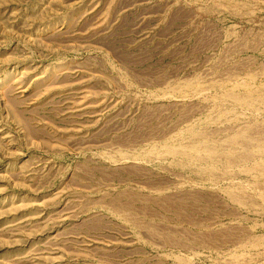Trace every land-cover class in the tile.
<instances>
[{"label": "rangeland", "instance_id": "obj_1", "mask_svg": "<svg viewBox=\"0 0 264 264\" xmlns=\"http://www.w3.org/2000/svg\"><path fill=\"white\" fill-rule=\"evenodd\" d=\"M193 2L0 0V264H264V0Z\"/></svg>", "mask_w": 264, "mask_h": 264}, {"label": "crops", "instance_id": "obj_2", "mask_svg": "<svg viewBox=\"0 0 264 264\" xmlns=\"http://www.w3.org/2000/svg\"><path fill=\"white\" fill-rule=\"evenodd\" d=\"M202 1H205V0H194V2H193L194 7L191 4H189V6L191 5V9L193 10L192 17L195 16V17L198 18L199 17V13H202L204 10H206V7H208V6H206V7L203 6L205 3H202ZM197 4H199V5H197ZM197 12H198V14H197Z\"/></svg>", "mask_w": 264, "mask_h": 264}]
</instances>
